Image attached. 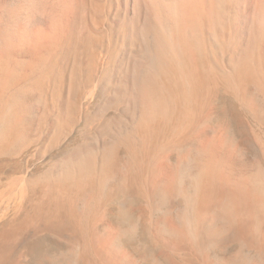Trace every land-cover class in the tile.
Listing matches in <instances>:
<instances>
[{"label": "bare ground", "instance_id": "bare-ground-1", "mask_svg": "<svg viewBox=\"0 0 264 264\" xmlns=\"http://www.w3.org/2000/svg\"><path fill=\"white\" fill-rule=\"evenodd\" d=\"M73 133L1 189L0 264H264V0H0V158Z\"/></svg>", "mask_w": 264, "mask_h": 264}, {"label": "rangeland", "instance_id": "rangeland-1", "mask_svg": "<svg viewBox=\"0 0 264 264\" xmlns=\"http://www.w3.org/2000/svg\"><path fill=\"white\" fill-rule=\"evenodd\" d=\"M227 102L229 103V101ZM229 115H230V119L232 122V126L234 128V131H236L235 135H236V138L238 139L237 141L239 142V144L240 145L242 144L241 146L247 149L253 156H258L257 149L254 145V139H253V132L257 129V127H255L256 129L253 127V126H256L255 123L252 121V119L247 114H245L244 112L242 113V110L235 104L230 105ZM76 134L73 133L67 136L64 139L65 141H63V143H61L57 147H54L53 148L54 150L51 149L50 151H47L44 154H40V155L37 154V149L39 145H37L36 142H32V144L30 143V145H27L23 150H21L20 153L18 152L15 154V156L13 155L12 158L10 156H9L10 158L1 157L0 158V191L2 188L5 189L9 187L12 181L20 180L21 182H23L25 181L26 178L33 179L34 177H39L43 175V173H46L52 167V165L56 162V160L58 161L61 158V156L67 151V149L72 147L77 142L78 135ZM2 199L0 197V201ZM6 202H7L6 198H4V200L0 202V209L2 210L0 211V220H1L0 224L3 221L7 220L15 212V211L12 212L13 209L11 207L7 208ZM142 208H143L142 205L135 204L132 207V211L134 215H137L136 218L140 221L141 225L144 228L143 236H148L147 222L145 219L146 215L144 212L145 210L144 208L143 209ZM9 209H11L10 210L11 212L9 211ZM5 210L6 212L7 211L9 212L5 213ZM1 213H3V215ZM117 213H118V205L113 204L109 208V216L106 218L103 225L106 226L113 222H120V219L118 220ZM45 241L46 242H44V244L50 245V247H54V248L64 247V243L57 241V240H53V239L51 240V238L46 239ZM49 242L53 244L54 246H51ZM128 246L132 250H135L136 248L134 243H129Z\"/></svg>", "mask_w": 264, "mask_h": 264}]
</instances>
